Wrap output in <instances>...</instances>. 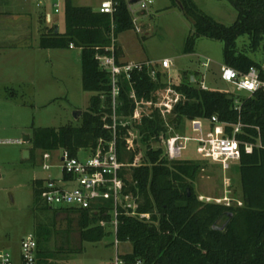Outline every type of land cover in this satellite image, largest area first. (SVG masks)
Returning a JSON list of instances; mask_svg holds the SVG:
<instances>
[{"label": "trees", "instance_id": "trees-1", "mask_svg": "<svg viewBox=\"0 0 264 264\" xmlns=\"http://www.w3.org/2000/svg\"><path fill=\"white\" fill-rule=\"evenodd\" d=\"M114 15L103 13L91 6H77L72 0L64 3V30L56 31L54 25L45 22L39 47L43 49L70 48L73 43L81 49L83 88L95 92L89 109L83 113L80 125L60 127H33L30 141L33 153L36 150L54 151L67 149L77 156L83 148L94 150L100 139L113 138V132L105 127L113 123L111 107L110 73L100 66L97 53L106 54L111 44L112 25L115 35L136 29L133 14L127 0H116ZM179 1L184 14L192 21L193 31L188 36L184 53H194L197 39L207 37L224 43V64L243 73L257 67L264 78L261 61L249 52L240 50L238 38L247 35L253 53L259 51L264 42V0H229L238 12L231 25L217 21L202 10L195 0ZM251 52V53H252ZM117 59L122 49L116 45ZM184 74V73H183ZM196 78V74H193ZM117 114L127 118L135 108L130 94L135 90L139 99H151L154 93L165 87L163 73L154 79L148 67L133 72L132 79L122 80ZM185 99L178 103L169 121L179 128L185 119L209 121L217 116L224 126L225 134L231 135L235 125H244L238 138L255 145L247 153L242 143L240 162L242 204L233 198L231 204L200 199L193 180L202 164L193 160L177 159L172 162L163 156V149L153 145L161 135L167 134L166 121L158 110L135 124L138 139L134 150L126 149L124 137L128 129L119 125L117 129L118 154L129 162L141 153L143 164L131 167L127 181L129 190L139 195V213H148L150 218L121 214L117 237L120 242H130L132 251L121 254L127 264H264V90L250 95L230 91L203 89L193 82L191 74L183 75L174 84ZM107 117V119H106ZM214 127L216 123H211ZM32 155V151H31ZM32 159V156H31ZM44 179L35 180V196L40 197V186ZM235 197V196H234ZM48 210H67L79 213L80 237L83 242H100L111 231L100 220L111 218L109 204L101 211L89 209L47 207ZM223 220V221H222ZM48 233V232H47ZM36 235V234H35ZM43 228L37 230V257L39 264H50L58 252L43 247ZM44 237V238H43Z\"/></svg>", "mask_w": 264, "mask_h": 264}, {"label": "rangeland", "instance_id": "rangeland-1", "mask_svg": "<svg viewBox=\"0 0 264 264\" xmlns=\"http://www.w3.org/2000/svg\"><path fill=\"white\" fill-rule=\"evenodd\" d=\"M102 1L73 0V3L99 9ZM196 1L202 10L223 24L231 25L237 19L238 12L229 0ZM64 3L65 0H46L40 5L35 2L31 11L32 22L27 17L14 18L13 15L19 12L18 7H15L6 17L5 25L0 22V32L4 31L2 34L5 35V31L12 30L14 34L9 40L21 43L29 39L27 35L34 29L33 43L36 44L39 41L37 28L42 30L46 24L40 20V16L45 13L51 14L54 23L59 25L61 31L64 30ZM56 4L59 12L55 11ZM131 8L133 11L139 9L135 4ZM135 16L136 25L142 31L132 29L119 35L120 43L130 58L151 61L161 69L157 60L161 62L162 58L168 57L173 60L171 76L175 81L180 82L183 75L193 73L199 80H205L212 89L250 95L222 80V41L200 37L195 52L184 53L193 24L184 14L179 1L154 0L147 10L137 12ZM238 47L261 61L264 67V42L259 51L253 53L248 36L243 35L238 38ZM13 53L7 54L4 69H0V78H9L7 86L0 85V250L11 251L15 260L19 261L22 240L30 233L37 235L38 226H41L45 234L43 247L58 252L50 258V264H112L117 252H130L132 244L120 242L117 246L116 233L111 225L107 228L111 233L102 241L83 242L78 212L48 210L50 206L43 198L35 196V180L52 174L59 175L60 172L45 170L42 166V151L33 153L32 142L23 141L25 135L32 136V126H77L82 123L83 113L89 109L95 92L83 88L81 49L32 48L25 50V53L22 50ZM208 59H211V63L205 67L203 63ZM21 77L27 80L22 83ZM163 78L167 79V76L163 75ZM6 98H9L7 102ZM78 111H82V114L77 117L75 113ZM203 124L206 131L211 127L207 120H203ZM174 131L192 138L180 159L202 164L193 180L200 199L227 196L230 202L236 198L242 203L239 160L230 161V169L224 170L220 163L200 156L195 139L199 133L193 129L189 119H185L179 128H173L171 133ZM153 145L157 147L160 144L153 142ZM27 149L30 150L29 158L24 157ZM78 155L80 158L87 157L89 149H81ZM125 159L129 160L128 153Z\"/></svg>", "mask_w": 264, "mask_h": 264}, {"label": "built area", "instance_id": "built-area-1", "mask_svg": "<svg viewBox=\"0 0 264 264\" xmlns=\"http://www.w3.org/2000/svg\"><path fill=\"white\" fill-rule=\"evenodd\" d=\"M46 0H37L38 5L43 4ZM128 1V0H127ZM116 0H103L99 10L103 13L114 15ZM129 9L133 14L135 25V14L140 11L147 10L154 0H135L128 1ZM137 5L139 9L133 11V5ZM56 12H59L56 4ZM46 21L53 24L51 14H45ZM115 26L112 25L111 44L106 47L109 53H97L96 58L99 60L100 66L110 73L111 79V107L113 109V123H106L105 127L112 130L113 138L111 140L100 139L97 147L89 149V155L80 158L79 155L74 156L67 149L45 151L42 152L43 168L45 170H54V173L59 175H50L43 178L44 181L40 186V196L50 206H59L76 209H89L92 212L101 211L109 204L111 218L108 220H100L103 226L111 225L116 233V245L120 241L117 237V229L119 225V216L121 214L139 215L141 218H150L148 213H139V195H135L129 190L128 180L130 173L128 170L131 167H138L143 164L142 154H137L132 162L128 160H120L118 154L117 129L119 125L128 129L127 135L124 137L126 149L132 151L137 146L138 133L134 128L135 124L142 121L145 116H149L153 110H158L166 121L167 134L161 135V140L158 142L163 149V156L170 162L180 159L183 151L187 148V143L192 139L185 134L175 133L174 125L169 121L173 114L175 106L185 99V96L179 92L174 84L177 82L171 76L173 60L164 58L159 62L161 69L151 61L122 62L117 59L115 49L118 37L115 35ZM136 30L142 31L141 27L136 25ZM71 48H75L74 44H70ZM211 59L203 63L205 67H209ZM148 67L151 76L156 79L158 72H162L167 76L166 86L157 90L151 99H139L135 90L131 91V98L135 103L134 111L129 117L119 119L117 107L119 105V96L122 90V80H131L133 72L143 70ZM191 78L193 82H199L203 89H209L205 80H199L195 76ZM222 80L233 84L237 90L254 93L259 90H264V78L261 76L260 70L252 66L243 73L235 68L223 64L221 66ZM107 119V117H106ZM211 123H216L214 127H210L207 131L204 128L202 119H193L191 124L193 129L199 133L196 137L198 142L197 153L203 158L209 159L212 162L220 163L224 170L230 169V161L240 160L242 154V143L244 150L251 153L255 146L250 142H242L238 135L243 130V123L239 121L231 135L225 134L224 126L219 121L217 116H212L209 120ZM206 201H216L218 203L231 204L229 197H202ZM239 204H242L239 202ZM38 241L34 233H30L21 242V253L19 261H16L12 252L9 250H0V264H39L37 257ZM112 264H127L121 254L117 252L115 260ZM140 264V261L137 262Z\"/></svg>", "mask_w": 264, "mask_h": 264}, {"label": "crops", "instance_id": "crops-1", "mask_svg": "<svg viewBox=\"0 0 264 264\" xmlns=\"http://www.w3.org/2000/svg\"><path fill=\"white\" fill-rule=\"evenodd\" d=\"M131 1L135 2V0H131ZM35 2H37V0H15V1L14 0H0V22H2L3 25H5L4 22L7 21V19H8L6 17H8L9 12L14 11L15 7H18L19 12L17 14L13 15L14 18L15 17H19V18L27 17L29 19V21L32 22L33 17H32L31 11H32V6ZM196 3H197V1H196ZM37 5H38V2H37ZM74 5H76V4H74ZM3 12L5 14H2ZM49 25H51V24H49ZM52 25L55 26V23ZM58 28H59V25H58ZM37 30H38V34H39V41H37L36 44L33 43L34 29L32 31H30L29 34L27 35L29 39L24 40L21 43H14V42H11V40H9L12 37V35L14 34V32H12V30L5 31V35L2 34V33H4V31L1 30L2 33L0 32V69H4V64H5V62L7 60V56H8L7 54H9V53L14 54L13 52H16L17 50H22L25 53V50H30L32 48H40L39 44H40V36H41L42 30L39 29V27L37 28ZM117 44L122 49L121 57L119 58L120 61H122V62H126V61L145 62L143 59L130 58L126 49L121 45L119 36H118ZM41 49H43V48H41ZM71 49H74V48H71ZM165 58H168V57H165ZM162 59H164V58H162ZM157 61H158V63L160 62L159 60H157ZM28 66H30V68H32V65H28ZM33 69L34 68H32V70ZM192 76H194L193 73H191V78H192ZM21 79H22V83H24L25 80H27V78H24V77H21ZM8 80H9L8 77L7 78L1 77L0 78V85L3 87L7 86ZM3 97H4V95H3ZM5 100L7 102L9 100V98H6Z\"/></svg>", "mask_w": 264, "mask_h": 264}, {"label": "water", "instance_id": "water-1", "mask_svg": "<svg viewBox=\"0 0 264 264\" xmlns=\"http://www.w3.org/2000/svg\"><path fill=\"white\" fill-rule=\"evenodd\" d=\"M55 28H56V31L58 32L59 31V28H58V25L57 24H55ZM192 78L194 79V77H192ZM80 114H82V111H78V112L75 113V115L77 117ZM30 138H31L30 135H25L23 141L24 142H29L30 141ZM24 157L25 158H29L30 157V150L27 149V150L24 151ZM0 177H1V172H0Z\"/></svg>", "mask_w": 264, "mask_h": 264}]
</instances>
